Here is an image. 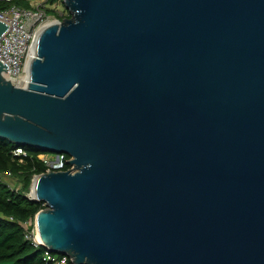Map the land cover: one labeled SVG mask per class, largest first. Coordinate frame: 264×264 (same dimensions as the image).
I'll list each match as a JSON object with an SVG mask.
<instances>
[{"label": "water", "instance_id": "obj_1", "mask_svg": "<svg viewBox=\"0 0 264 264\" xmlns=\"http://www.w3.org/2000/svg\"><path fill=\"white\" fill-rule=\"evenodd\" d=\"M0 137L36 174L39 245L73 264H264V0H63ZM8 25L0 21V35Z\"/></svg>", "mask_w": 264, "mask_h": 264}, {"label": "trees", "instance_id": "obj_2", "mask_svg": "<svg viewBox=\"0 0 264 264\" xmlns=\"http://www.w3.org/2000/svg\"><path fill=\"white\" fill-rule=\"evenodd\" d=\"M47 1L52 4L57 0ZM11 5L27 7L29 2L0 0V9ZM46 11L48 13L49 9ZM16 147H22L26 154H15ZM41 153L47 152L38 147L16 144L0 137V174L8 171L17 184L11 186L0 178V264H51L43 260L47 248L35 244L27 236L33 228L36 212L45 208L44 202L32 200L27 196L32 178L47 170V166L38 157ZM64 158H69V155L64 154ZM68 168L69 165L64 161L61 169ZM27 222L31 223L26 228L24 225Z\"/></svg>", "mask_w": 264, "mask_h": 264}, {"label": "built area", "instance_id": "obj_3", "mask_svg": "<svg viewBox=\"0 0 264 264\" xmlns=\"http://www.w3.org/2000/svg\"><path fill=\"white\" fill-rule=\"evenodd\" d=\"M10 1V0H2ZM29 6L11 5L0 9V21L8 25L7 29L0 35V61L6 63V71L9 80L17 86H25L27 82V60L31 47L34 46L35 38L39 28L50 19L46 9L47 0H26ZM15 154L25 155L22 147L14 149ZM41 153L38 157L47 166V170H62L64 161L72 169L73 165L69 164V158H64V153L57 154L52 152ZM55 158L52 160L51 157ZM2 175V174H0ZM5 175L10 176L7 171ZM1 178V177H0ZM31 222L25 223L27 228ZM36 226L33 220V228L27 233L35 244ZM72 257L67 254L53 253L47 249L43 255V260L51 264H73Z\"/></svg>", "mask_w": 264, "mask_h": 264}, {"label": "rangeland", "instance_id": "obj_4", "mask_svg": "<svg viewBox=\"0 0 264 264\" xmlns=\"http://www.w3.org/2000/svg\"><path fill=\"white\" fill-rule=\"evenodd\" d=\"M46 7L49 9L48 15H49L50 18H55V19H58V20H62L63 18L69 17L68 16L69 12H68L67 8L65 7L63 1L57 0V1L53 2L52 4L48 3V1H47ZM55 16H57V17H55ZM47 153H48L47 155H49V156L53 155L52 152H47ZM54 158H55V156L51 157L50 159L53 160ZM0 177L3 180H5L8 184H10L11 186H16L17 185L15 179L13 177H11V176L2 174V175H0Z\"/></svg>", "mask_w": 264, "mask_h": 264}, {"label": "bare ground", "instance_id": "obj_5", "mask_svg": "<svg viewBox=\"0 0 264 264\" xmlns=\"http://www.w3.org/2000/svg\"><path fill=\"white\" fill-rule=\"evenodd\" d=\"M31 57H33V47H31V50L29 52V57H28V60H27V66H28V62H29ZM35 236H36V239H38V236H39L38 233Z\"/></svg>", "mask_w": 264, "mask_h": 264}]
</instances>
